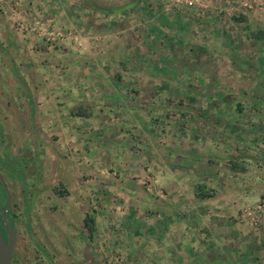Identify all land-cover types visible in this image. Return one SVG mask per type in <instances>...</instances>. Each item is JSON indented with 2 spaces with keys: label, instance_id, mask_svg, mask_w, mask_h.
Segmentation results:
<instances>
[{
  "label": "rangeland",
  "instance_id": "1",
  "mask_svg": "<svg viewBox=\"0 0 264 264\" xmlns=\"http://www.w3.org/2000/svg\"><path fill=\"white\" fill-rule=\"evenodd\" d=\"M46 53L63 65L39 66ZM41 68L64 75L79 172L71 195L36 193L46 166L34 142L55 122L37 110L31 151L3 125L12 164L27 158L25 175L5 178L24 264H42L32 233L58 264H264V0H0V107H18L12 92ZM195 202L207 209L185 211ZM183 228L212 245L206 258L163 241Z\"/></svg>",
  "mask_w": 264,
  "mask_h": 264
},
{
  "label": "crops",
  "instance_id": "2",
  "mask_svg": "<svg viewBox=\"0 0 264 264\" xmlns=\"http://www.w3.org/2000/svg\"><path fill=\"white\" fill-rule=\"evenodd\" d=\"M29 44L30 42L27 43L25 41L24 44L13 45V49L23 48L25 50H29L30 49ZM46 54H47V57L46 58L43 57V59L38 62L39 66L45 63H51V65L56 64V67L58 66L57 68L58 70L63 65L62 62L60 63L56 62L57 58H54L55 56L51 58L53 54L51 53H46ZM40 73L41 75L39 73H34L35 78H37L38 82L37 84L35 83L34 85L30 84L31 86L30 88H28V90L20 89V90L15 91L14 89V92H12L13 96L15 97V99L19 98V100L21 101L15 104V105H18V107H14L13 111H10L8 109L9 110L8 112L10 113L11 118L15 116L16 114H20L18 118H16V116L15 118H12L14 122V126H15L14 129L16 130L15 137L17 136L15 139L16 140L21 139L23 146L25 148L27 147L30 148V151H31L32 142L28 139H30L31 130L33 129L32 124L37 122L38 120L37 115L35 114L37 110H39L40 116L46 115L48 118H52V120H54L55 123L53 124V127L49 129L50 132H48V129H47V132H46L47 136L39 140H36L34 142L35 145L38 147V151H40L39 152L41 154L40 156L44 157L43 162L45 163V166H46L45 174L44 176L40 177V183H39L40 185L36 193L49 194V192L57 193V191L61 192V190L63 191L65 190L64 191L65 194L71 195L72 193H74L73 191H71V188H75L73 185H71V183L74 180L75 174H78L79 170L74 168L75 164L71 163L72 161L70 160L78 159V156H77L78 152L75 150L76 148L79 147V143L78 144L76 143V141L79 140V137L74 136V130H73L74 127L69 128L70 130L72 129L73 131V133L71 131L72 137L70 138L63 137L65 126L67 125L63 123V115L65 114L63 106L66 103H68L70 100H72V98H70L69 96L65 98L64 97L65 95H63L64 94V88H63L64 75H60V73H53L51 75L49 74L47 75V69L45 70V76L42 75L44 74L43 70ZM41 78L43 80H41ZM37 86L38 88H36ZM69 91L71 90H68V92ZM34 94H35V97H34ZM68 94H71V93H68ZM21 134L22 136L20 137H23V138L18 137V135H21ZM51 134H54L55 137H52ZM84 174L90 175L89 172H85ZM81 177L83 178V175ZM78 188L82 189L84 187L80 186ZM180 188L181 186L179 187V189ZM186 190L184 191L182 190V192H180L181 193L180 195H182L183 197L186 196V194L190 192L189 189H186ZM187 200H189V198H187ZM195 203L196 204L194 203L189 204L188 206L185 203L186 204L185 211L186 209L187 211L188 210L193 211L197 209L199 210L200 206H201V209L203 210L207 209L205 207V204H202L201 202L200 204H197V202ZM207 204L212 205V203H207ZM190 220L191 219H189V221ZM212 224L214 223L207 222L208 227ZM217 224H218V221H217ZM183 229L185 232L181 234H177V237H175V235H165L163 237V241L165 240L167 242H177V246L175 248L176 250H179V252L180 250L184 252H187V251L188 252L192 251L193 253L197 252L198 256L206 258L204 252L208 253V251L212 249L211 247L212 245H210L209 247H207L208 245H203V243H200V241H197L198 240L197 238H194L190 233H187L186 228H183ZM166 237L169 238V240L166 239ZM223 254H224V251L220 249V250H217L216 253H213L212 256L213 257L216 256L215 258H223L224 257ZM249 254L245 253V255H249ZM234 256H231V258ZM248 257H250V255ZM217 262L218 260L214 264H217ZM219 264H223V261L220 262ZM224 264H227V262H225Z\"/></svg>",
  "mask_w": 264,
  "mask_h": 264
},
{
  "label": "flooded vegetation",
  "instance_id": "3",
  "mask_svg": "<svg viewBox=\"0 0 264 264\" xmlns=\"http://www.w3.org/2000/svg\"><path fill=\"white\" fill-rule=\"evenodd\" d=\"M2 93L4 94V93H6V91H2ZM6 95L9 96L10 95L9 92H7ZM7 99H8V101H6V105L3 106V107H0V109L2 108L1 110L5 111L4 113L0 114V116H1L0 117V178H1L0 183H1L3 188L5 186L8 194H9L10 211L8 213L5 211V214L8 215V220H11V223H12V226H13V228L15 230V235H16V243H15L13 256H12V264H24L22 262V258H20L21 254H19V252H17V250H18L17 242H18V239H19V236H20L21 232L17 229V216L14 214V212L12 210V201H11V194H10L11 190H10L9 182L6 181L5 178L11 179V180H15L16 179L15 177L14 178L8 177L7 174H6L7 172L8 173H11V172L13 173V172H21L22 171L23 172L22 174L25 175L26 174V170H25L26 165H25V163H26L27 158L23 157V158H25L23 160V159H21L19 157L18 160H17L19 163L16 164L17 167H15L16 165L12 164V162H15V161H12L10 159V157L6 153L11 147V149L13 151V155L17 154L16 148H15V140H14V138L10 137V135H9V138L7 139V137H5V135H4L3 131H2L3 125L11 126L10 124H14L13 119L10 117V113L8 112V114H7L8 117L7 118H6L7 115H5L6 112L8 111L9 106H11V102H12L9 97H7ZM1 118H3L4 120L1 119ZM8 140H11V142H13V143H9ZM3 192H4V197L6 198V204H7V196L5 194V190ZM5 208H6V205H4V207L1 208V209H5ZM0 221L1 222L3 221L2 215H0ZM1 232H2V234L4 236V238L7 239V234H6V232L4 231L3 228H1ZM31 232H33V230ZM31 236L33 237L31 239V241L33 243L35 252H37L39 254V256L36 255V257L37 258L41 257V261L40 262L42 264H58V261H57V259H58L57 248L55 247V249H54V246L48 245L46 243H44L43 245H40L38 243V240L36 238H34L35 235L33 233H32ZM43 237H45V235H43ZM33 264H39V263H33Z\"/></svg>",
  "mask_w": 264,
  "mask_h": 264
},
{
  "label": "water",
  "instance_id": "4",
  "mask_svg": "<svg viewBox=\"0 0 264 264\" xmlns=\"http://www.w3.org/2000/svg\"><path fill=\"white\" fill-rule=\"evenodd\" d=\"M1 181V178H0ZM5 194L7 196V204L5 209H0V215H2L3 221H0V264H12V256L16 243L15 230L12 226L11 220H8V213L10 211V198L9 194L4 186ZM1 228L7 234V239L4 238Z\"/></svg>",
  "mask_w": 264,
  "mask_h": 264
},
{
  "label": "trees",
  "instance_id": "5",
  "mask_svg": "<svg viewBox=\"0 0 264 264\" xmlns=\"http://www.w3.org/2000/svg\"><path fill=\"white\" fill-rule=\"evenodd\" d=\"M110 10H106V9H102L101 12L102 13H108ZM73 115L76 116H89L90 114L87 113L84 109H82L81 106L77 107V109L72 113ZM206 196H209L208 194H203V193H197V197L199 199H204L206 198ZM83 227L84 229L88 232L89 236H92L94 231H95V218L93 215L90 214H86L84 219H83Z\"/></svg>",
  "mask_w": 264,
  "mask_h": 264
}]
</instances>
